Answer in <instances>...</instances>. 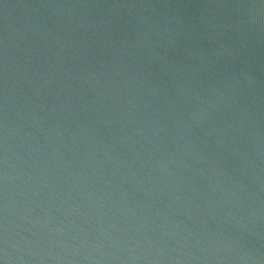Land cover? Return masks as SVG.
Instances as JSON below:
<instances>
[{
  "label": "water",
  "instance_id": "obj_1",
  "mask_svg": "<svg viewBox=\"0 0 264 264\" xmlns=\"http://www.w3.org/2000/svg\"><path fill=\"white\" fill-rule=\"evenodd\" d=\"M0 264H264V0H0Z\"/></svg>",
  "mask_w": 264,
  "mask_h": 264
}]
</instances>
